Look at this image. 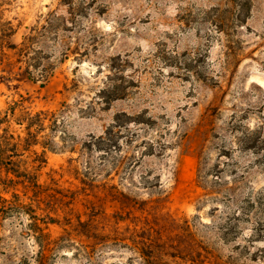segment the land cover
Returning <instances> with one entry per match:
<instances>
[{
    "label": "rangeland",
    "instance_id": "374dc122",
    "mask_svg": "<svg viewBox=\"0 0 264 264\" xmlns=\"http://www.w3.org/2000/svg\"><path fill=\"white\" fill-rule=\"evenodd\" d=\"M32 28L44 85L12 78ZM19 96L54 150L0 188V264H264V0H0Z\"/></svg>",
    "mask_w": 264,
    "mask_h": 264
},
{
    "label": "trees",
    "instance_id": "16d2710c",
    "mask_svg": "<svg viewBox=\"0 0 264 264\" xmlns=\"http://www.w3.org/2000/svg\"><path fill=\"white\" fill-rule=\"evenodd\" d=\"M63 2L66 4L69 0ZM41 28L46 30L45 27ZM14 32L15 29L9 25L6 36L11 37ZM38 36L37 30L32 28L31 34L24 36L18 45L7 42V48L14 51L15 62L19 64L17 74L12 76L17 82L39 81L44 85L52 76L54 64L48 62V57H40L39 50L35 48ZM26 100L19 96V100L10 101L0 110V188L3 190L16 184L37 187V172L46 163V151L54 150L45 130L52 132L50 126L56 127V113L32 112L24 106ZM0 202H6L1 195ZM12 209L0 208V214H7ZM181 230L190 252L194 245L202 251L208 250L205 242L195 239V233L187 222L183 223Z\"/></svg>",
    "mask_w": 264,
    "mask_h": 264
}]
</instances>
